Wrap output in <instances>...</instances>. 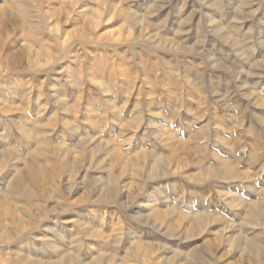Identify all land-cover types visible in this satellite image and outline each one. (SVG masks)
<instances>
[{"label": "rangeland", "instance_id": "1", "mask_svg": "<svg viewBox=\"0 0 264 264\" xmlns=\"http://www.w3.org/2000/svg\"><path fill=\"white\" fill-rule=\"evenodd\" d=\"M0 264H264V0H0Z\"/></svg>", "mask_w": 264, "mask_h": 264}, {"label": "bare ground", "instance_id": "2", "mask_svg": "<svg viewBox=\"0 0 264 264\" xmlns=\"http://www.w3.org/2000/svg\"><path fill=\"white\" fill-rule=\"evenodd\" d=\"M23 7V10H26V8L24 7V6H22ZM26 12V11H25ZM110 15L112 14V12H110L109 13ZM113 15H111V17H112ZM93 20H94V24L95 25H98V23H99V16L98 15H94L93 16ZM57 25V24H56ZM59 28V27H58ZM52 29V28H51ZM60 29V28H59ZM54 30V29H53ZM140 30H143V29H140ZM53 32H56L55 30L53 31ZM57 33V32H56ZM55 33V34H56ZM140 36H143L142 35V33L140 32ZM103 85V84H102ZM111 87H108V88H106L105 90H109ZM24 126V128H27V126L28 125H26V124H24L23 125ZM34 128V127H33ZM32 129V128H31ZM30 130V129H29ZM19 177H17V181L15 180L14 182H12V183H10V187L8 188L9 189V191H13V192H15L16 190H17V187H18V183H19V179H18ZM72 261V260H71Z\"/></svg>", "mask_w": 264, "mask_h": 264}]
</instances>
